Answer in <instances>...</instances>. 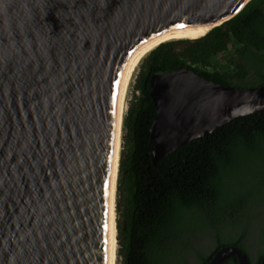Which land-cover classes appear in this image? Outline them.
<instances>
[{"label":"water","instance_id":"95a60500","mask_svg":"<svg viewBox=\"0 0 264 264\" xmlns=\"http://www.w3.org/2000/svg\"><path fill=\"white\" fill-rule=\"evenodd\" d=\"M247 2L0 0V264H108L115 109L128 59L165 32L211 28ZM149 83L154 162L264 109V84H222L187 67L153 72ZM232 254L249 264L235 245L207 264Z\"/></svg>","mask_w":264,"mask_h":264},{"label":"trees","instance_id":"16d2710c","mask_svg":"<svg viewBox=\"0 0 264 264\" xmlns=\"http://www.w3.org/2000/svg\"><path fill=\"white\" fill-rule=\"evenodd\" d=\"M205 33L160 41L139 62L122 117L114 190L120 264H169V255L175 264H207L225 245L247 253L243 234L252 211L264 217V109L233 117L156 162L150 154L151 73L187 67L222 84H264V0H248ZM218 54L224 60L220 67L212 62ZM245 166L253 176L243 182L239 177ZM207 231L205 246L199 239ZM259 249L254 264L264 258ZM188 253L195 263L187 261ZM230 256L238 264L236 255Z\"/></svg>","mask_w":264,"mask_h":264},{"label":"bare ground","instance_id":"6f19581e","mask_svg":"<svg viewBox=\"0 0 264 264\" xmlns=\"http://www.w3.org/2000/svg\"><path fill=\"white\" fill-rule=\"evenodd\" d=\"M210 25H197L190 28H184V29H178V30H171L168 32H165L141 47H139L128 59L126 63V67L123 71V74L121 76V80L119 83V89H118V98L116 100V109H115V130H114V150H113V174H112V184H111V190H110V207H109V218H108V245H109V251H108V264H113V249H114V231H115V211H114V204H113V195L114 190L116 187V177H117V166H118V151L120 148V141H121V134H122V117L124 114L125 109V103H122L124 99L125 93V86L128 80V75L131 71V69L134 67L135 62L139 60L150 48H152L155 44H157L160 41L167 40V39H173V38H194L202 35L209 29ZM206 34V33H205ZM159 44V43H158ZM150 51V50H149ZM136 66V65H135ZM116 240V237H115Z\"/></svg>","mask_w":264,"mask_h":264},{"label":"rangeland","instance_id":"374dc122","mask_svg":"<svg viewBox=\"0 0 264 264\" xmlns=\"http://www.w3.org/2000/svg\"><path fill=\"white\" fill-rule=\"evenodd\" d=\"M140 60H141V58L139 60H137V62H135V65L136 66L134 65V67L131 69V71H130V73L128 75V80H127V83H126V86H125V91H124L125 93H123L124 94V99L122 101V103H124V101H125V107H126V103H127L128 99L130 98V95H131L132 84L134 82L136 73H137V71L139 69V62H140ZM212 62L216 63L217 64V67H220L222 65V63H224V60L222 58V54L216 55L212 59ZM122 131H123V128H122ZM120 148H121V141H120ZM120 148H119V150H120ZM118 158H119V156H118ZM250 169H251V167H248V166L247 167L245 166V167L242 168V174L239 177L240 180H242L243 182H245V181L249 180L253 176V173L249 176V173H250L249 170ZM252 212H253V215H252V218L251 219H253V220L250 221V223L248 222V220H246L249 223L248 232H251V231L253 232V230L256 228V226H258V225L261 226V223L263 224V222H264V217H262L263 216V213L262 214L260 213L261 214V216H260L257 213V211H252ZM256 217H258V219H256ZM261 228H264V226H262ZM207 233H208V231L207 232H203L202 233L203 234L202 237H200V239H199V242L201 244H204L205 246H207L206 243H208L210 241L209 240L210 236ZM254 237L255 236H253V239H251V241H253V243L255 242V238ZM257 239L259 241V237ZM204 245H201V248H203ZM117 247H118V244L116 245L114 243V249H113V257H114L113 258V264H120V256L118 255V260H117V257H116V248ZM259 248H261V246ZM259 250L260 249H258L257 252ZM255 251L256 250L253 249V253H255ZM187 255H188L187 261L189 263H195L196 258L194 257V255L193 254H189V253ZM173 258L174 257H171L170 255L167 256V261H168L169 264H175V262L173 261ZM250 258H251V262L255 261V259H256L255 254H251L250 253Z\"/></svg>","mask_w":264,"mask_h":264},{"label":"flooded vegetation","instance_id":"af4514ba","mask_svg":"<svg viewBox=\"0 0 264 264\" xmlns=\"http://www.w3.org/2000/svg\"><path fill=\"white\" fill-rule=\"evenodd\" d=\"M247 229L243 234V243H245V246L247 247V256H248L249 264H254L257 262L258 259L256 258L255 261L251 262V258L249 259L250 253L255 254V256H256L258 253L257 250L259 249L260 246H261V250H264V240L261 243H259L257 241L258 240L257 237H258V233H259L258 226H256V228L253 230V232L252 231L248 232ZM253 236H255L254 238H255L256 243L255 242L253 243V241H251V239H253ZM263 238H264V236H263ZM253 249L256 250L255 253H253ZM231 258H232L231 256L226 257L223 260L224 264H234V261ZM235 259L238 263L237 258H235Z\"/></svg>","mask_w":264,"mask_h":264}]
</instances>
